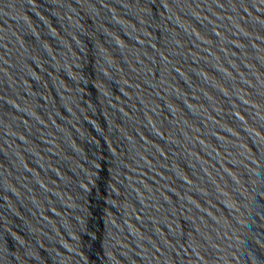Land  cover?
<instances>
[{
	"label": "water",
	"instance_id": "water-1",
	"mask_svg": "<svg viewBox=\"0 0 264 264\" xmlns=\"http://www.w3.org/2000/svg\"><path fill=\"white\" fill-rule=\"evenodd\" d=\"M0 264H264V0H0Z\"/></svg>",
	"mask_w": 264,
	"mask_h": 264
}]
</instances>
